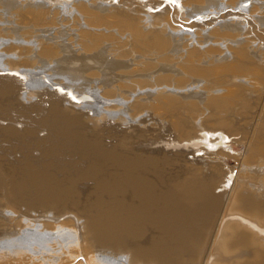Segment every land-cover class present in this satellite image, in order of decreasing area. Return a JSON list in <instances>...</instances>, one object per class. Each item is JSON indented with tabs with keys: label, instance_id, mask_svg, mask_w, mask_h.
<instances>
[{
	"label": "bare ground",
	"instance_id": "obj_1",
	"mask_svg": "<svg viewBox=\"0 0 264 264\" xmlns=\"http://www.w3.org/2000/svg\"><path fill=\"white\" fill-rule=\"evenodd\" d=\"M117 1L0 0V260L264 264V0Z\"/></svg>",
	"mask_w": 264,
	"mask_h": 264
},
{
	"label": "rangeland",
	"instance_id": "obj_2",
	"mask_svg": "<svg viewBox=\"0 0 264 264\" xmlns=\"http://www.w3.org/2000/svg\"><path fill=\"white\" fill-rule=\"evenodd\" d=\"M65 1H69V2H74V1H78V0H65ZM104 3H109V4H111V3H113L112 5H120V6H125L123 3H120V2H118L117 0H113V2H111V1H107V0H102ZM72 5V4H71ZM70 5V6H71ZM76 12H77V10H74L73 11V19H71V21H70V25H66L65 26V28H69V29H75V28H77L78 26H79V19H78V17L76 16ZM217 17V16H216ZM219 19H218V21H220L221 20V18L220 17H218ZM228 18H236V17H232V16H229ZM178 26L179 25H181V24H177ZM183 27V29H185V30H192L193 32H195L194 30H198L197 29V27H195V28H193V29H191V28H189V27H187V26H182ZM187 27V28H186ZM213 26H211V27H209V28H212ZM67 28V29H68ZM6 41H2V40H0V45H1V47L4 45V43H5ZM3 43V44H2ZM1 47H0V50H1ZM55 88H56V86H55ZM66 90V89H65ZM80 98V97H79ZM92 113V112H91ZM112 122H113V119L111 120ZM46 135V131H43L42 132V137L43 136H45ZM3 214H0V216H2ZM21 215H23V217L25 218H28V219H30V220H38V221H42L43 219H47L46 217L45 218H41V217H38L39 219H37V218H35V217H28V216H25L24 214H21ZM20 215V216H21ZM2 217H5L4 215L2 216ZM22 217V216H21ZM67 218V216L65 215L64 217H62V218ZM74 228V232L77 234V238H79L78 239V242H80V231H81V228L79 227V225H78V227L77 226H74L73 227ZM78 228V229H77ZM39 231H42V230H39ZM43 232V231H42ZM6 233V234H5ZM5 233H3V237L0 239V243L1 242H3V241H10V240H15V239H18V238H20V234H18V233H12V234H9L8 232H5ZM8 233V234H7ZM5 236V237H4ZM6 236H9L8 238L6 237ZM11 236V237H10ZM14 236V237H13ZM7 238V239H6ZM49 244H51V243H49ZM35 247V246H34ZM37 248V247H36ZM5 251V248L4 247H2V250H0V254H2L3 252ZM68 253H70V252H68ZM104 253H106V254H109L108 252H104ZM67 254V252L64 254V255H66ZM6 257H8L9 255H5ZM60 257H58V258H61L63 255L61 254V255H59ZM3 258H5V257H3ZM22 261V262H21ZM16 260V261H13V260H11V259H9V258H5V259H2V260H0V264H32V261L31 260ZM21 262V263H20ZM34 262V261H33ZM123 262V264H127L125 261H122ZM56 264H59V262H57Z\"/></svg>",
	"mask_w": 264,
	"mask_h": 264
},
{
	"label": "snow or ice",
	"instance_id": "obj_3",
	"mask_svg": "<svg viewBox=\"0 0 264 264\" xmlns=\"http://www.w3.org/2000/svg\"><path fill=\"white\" fill-rule=\"evenodd\" d=\"M168 2H169V3H173V4H174V3H176V2H177V0H168Z\"/></svg>",
	"mask_w": 264,
	"mask_h": 264
}]
</instances>
